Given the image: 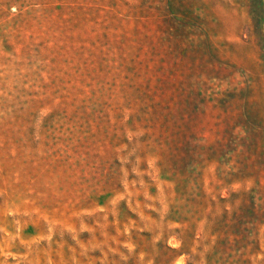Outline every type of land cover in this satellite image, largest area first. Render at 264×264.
I'll use <instances>...</instances> for the list:
<instances>
[{
    "label": "rangeland",
    "instance_id": "374dc122",
    "mask_svg": "<svg viewBox=\"0 0 264 264\" xmlns=\"http://www.w3.org/2000/svg\"><path fill=\"white\" fill-rule=\"evenodd\" d=\"M243 192L264 0H0V264H264V215L216 243Z\"/></svg>",
    "mask_w": 264,
    "mask_h": 264
},
{
    "label": "trees",
    "instance_id": "16d2710c",
    "mask_svg": "<svg viewBox=\"0 0 264 264\" xmlns=\"http://www.w3.org/2000/svg\"><path fill=\"white\" fill-rule=\"evenodd\" d=\"M241 138H244L242 136ZM233 194V193H232ZM243 200L242 202H239L236 205V209L233 210V213L238 215V219L234 220L232 222H229L227 224V227H224L223 235H220L216 239V243H221V240L224 241V243L229 242V240H233V242H242L244 245L248 242L252 241L249 240V235L253 233V230L255 226L257 225V222L260 221V217L264 215V209L262 208V205H256L253 204L254 200L248 196V202L246 201L245 193H242ZM228 198H231L230 196L225 199V197H219V199L227 200ZM174 250H177V253L183 252L182 246L180 247H172ZM212 259L208 256L207 257V264L212 263ZM248 261L247 256L242 257V262ZM218 262V261H217ZM221 264H225V262L219 261ZM189 264V262L187 263ZM230 264H233L230 262Z\"/></svg>",
    "mask_w": 264,
    "mask_h": 264
}]
</instances>
